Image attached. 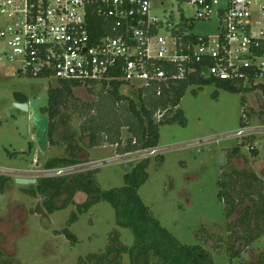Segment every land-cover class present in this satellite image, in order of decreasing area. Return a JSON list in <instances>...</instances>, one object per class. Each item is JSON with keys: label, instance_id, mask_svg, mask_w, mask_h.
Wrapping results in <instances>:
<instances>
[{"label": "rangeland", "instance_id": "obj_1", "mask_svg": "<svg viewBox=\"0 0 264 264\" xmlns=\"http://www.w3.org/2000/svg\"><path fill=\"white\" fill-rule=\"evenodd\" d=\"M219 30L216 18L195 21L192 26L193 35L200 37L214 38ZM15 69L9 64L0 67V175L11 179L6 193L0 195V254L14 259L16 264H78L80 258L102 254L114 231L120 235V245L132 246V233L116 225L114 210L106 202L95 204L68 228L77 239L74 245L62 233L70 214L75 212L74 205L47 217L31 213L42 198L23 193L21 189L30 186L14 183L15 178L24 175L17 172L27 170V178L36 180L45 171L47 160L74 153L82 162L76 165V173L97 169L95 179L101 191L124 186L121 165L148 159L147 180L138 196L161 227L182 245L200 246L211 255L213 264H264V235L249 246L239 241L235 249L240 253L232 259L227 250L229 220L224 215V203L217 198L223 176L242 171L254 173L264 188V96L259 89L252 88L244 94L227 92L214 84L190 86L178 106L185 124L160 126L159 153L146 158L139 152L117 155L131 138L125 127L120 128V148L109 145L103 134L100 138L104 143L89 147L83 132L89 126L84 121L95 118V125H100L93 127L100 133L104 119L94 110L82 112L83 105L97 103L99 96L97 90L93 92L82 85L73 89V99L61 109L65 124L57 120L50 136L59 144L47 143V150L42 152L34 141L36 130L29 117L15 116L13 95L24 94L29 101L46 99L48 90L58 86V81L53 77L17 75ZM242 117H246L243 121L247 128H242ZM240 130H245L244 135L236 136ZM72 133L74 138L63 142ZM29 143L32 149L27 154ZM235 147L239 152L233 156ZM251 148L257 149V157L252 156ZM237 186L242 190L240 183ZM261 192L264 195V190ZM252 197L257 199L256 195ZM85 200L86 196L78 193L73 201L81 204ZM247 205L249 200L237 208L231 219L241 215ZM118 264H130L128 255H122Z\"/></svg>", "mask_w": 264, "mask_h": 264}, {"label": "built area", "instance_id": "obj_2", "mask_svg": "<svg viewBox=\"0 0 264 264\" xmlns=\"http://www.w3.org/2000/svg\"><path fill=\"white\" fill-rule=\"evenodd\" d=\"M212 18L216 37L193 35L195 21ZM0 20V67L9 64L17 75L119 82L124 91L151 88L157 97L195 76L264 90V0H0Z\"/></svg>", "mask_w": 264, "mask_h": 264}, {"label": "trees", "instance_id": "obj_3", "mask_svg": "<svg viewBox=\"0 0 264 264\" xmlns=\"http://www.w3.org/2000/svg\"><path fill=\"white\" fill-rule=\"evenodd\" d=\"M90 31L92 32V28ZM57 84L58 86L48 90L46 104L39 108L40 113L48 119L47 143L49 146L59 144L53 142L50 136L57 120L61 119V122L65 124L61 109L73 99V89L82 86L80 83L67 81H58ZM212 84L231 93L248 94L251 91L249 88H243L241 84L235 85L198 76L170 84L168 88L163 89L159 97L151 88L124 91L119 82L102 85L85 84V88H90L93 92L97 90L99 96L97 103L83 105L82 112L91 113L94 110L98 112L99 118L104 119L100 133L94 128L100 125V123L95 125V118H88L84 121L83 124L89 126V129H83L84 135L90 141L89 147L94 148L104 143L100 138L103 134L109 145L120 148V128L125 127L131 138L127 140L124 147L118 149V156L157 149L160 126L172 123H178L181 126L185 124L178 106L186 90L194 85L209 86ZM262 95L264 96V90ZM13 97L15 103L29 101L28 97L23 94L15 93ZM249 113H253V110H249ZM158 114H162L159 119ZM246 117H242V121ZM241 123L242 128H247L244 121ZM112 131L115 132L111 134ZM74 136L75 134L72 133L70 138L66 137L63 142L73 139ZM31 149L32 143H29L27 154H30ZM238 150L239 148L235 147L231 151L232 155L236 156ZM251 153L253 157L258 155L257 149L254 148H251ZM149 162L148 159H144L134 163L123 176L124 186L108 191H101L98 187L95 179L97 169L64 177H41L36 179L33 186L29 185V188L21 190L32 198L36 196L42 198L40 205L31 211L32 214L42 217L64 210L70 205L75 206V212L70 214L66 228L62 230L66 239L73 245L77 243V239L68 228L77 222L79 216L87 214L95 204L100 202H106L113 208L115 223L119 228L127 229L132 233L134 237L132 246L120 245V235L114 231L109 234L107 246L102 254H90L85 259L80 258L78 264H118L122 255H128L130 264H213L211 255L200 246L180 244L166 229L161 227L149 208L141 201L138 191L147 180L146 170ZM81 163L73 153L69 157L51 158L45 162L43 167L44 170H54ZM10 181V177L0 175V195L6 193ZM238 183L242 190H239ZM260 186L259 178L254 173L248 174L245 171L236 173L235 176L224 175L218 183L220 191L217 198L224 203V215L229 220L228 229L231 237L227 250L232 259L237 258L240 253L235 249L239 241L249 246L264 235V195L261 192L264 188L261 189ZM78 193L84 194L86 200L81 204H74L73 200ZM252 195H256L257 199L253 200ZM246 200L250 201V205L245 206L241 215L232 220L237 208L242 206ZM112 255L114 258H111ZM0 264H16V262L0 254Z\"/></svg>", "mask_w": 264, "mask_h": 264}, {"label": "water", "instance_id": "obj_4", "mask_svg": "<svg viewBox=\"0 0 264 264\" xmlns=\"http://www.w3.org/2000/svg\"><path fill=\"white\" fill-rule=\"evenodd\" d=\"M46 101L45 98H34L26 103H14L13 105L14 112H16L15 116L29 117L32 127L36 130L34 141L37 148L42 152L47 150L48 119L40 113L39 108L45 105ZM222 158L221 156V163L223 162ZM133 164L121 165V169L126 173ZM103 165H106V162H103ZM14 183L20 187H26L34 185L36 180L17 177L14 179Z\"/></svg>", "mask_w": 264, "mask_h": 264}, {"label": "crops", "instance_id": "obj_5", "mask_svg": "<svg viewBox=\"0 0 264 264\" xmlns=\"http://www.w3.org/2000/svg\"><path fill=\"white\" fill-rule=\"evenodd\" d=\"M24 95V94H23ZM26 96V95H25ZM126 164V163H125ZM17 173H21V174H23L24 173V175L23 176H21V177H28L27 176V174L29 173V171H27V170H23V171H19V172H17Z\"/></svg>", "mask_w": 264, "mask_h": 264}, {"label": "flooded vegetation", "instance_id": "obj_6", "mask_svg": "<svg viewBox=\"0 0 264 264\" xmlns=\"http://www.w3.org/2000/svg\"><path fill=\"white\" fill-rule=\"evenodd\" d=\"M14 114L16 115V112H14ZM17 117V116H16Z\"/></svg>", "mask_w": 264, "mask_h": 264}, {"label": "bare ground", "instance_id": "obj_7", "mask_svg": "<svg viewBox=\"0 0 264 264\" xmlns=\"http://www.w3.org/2000/svg\"><path fill=\"white\" fill-rule=\"evenodd\" d=\"M129 156V155H128ZM129 158V157H128ZM131 159V158H130ZM126 162H127V160H126Z\"/></svg>", "mask_w": 264, "mask_h": 264}]
</instances>
